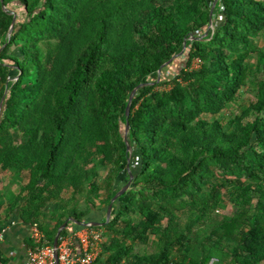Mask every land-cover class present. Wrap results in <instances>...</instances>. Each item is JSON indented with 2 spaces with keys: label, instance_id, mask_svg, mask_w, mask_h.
Wrapping results in <instances>:
<instances>
[{
  "label": "trees",
  "instance_id": "obj_1",
  "mask_svg": "<svg viewBox=\"0 0 264 264\" xmlns=\"http://www.w3.org/2000/svg\"><path fill=\"white\" fill-rule=\"evenodd\" d=\"M212 3L0 0V171L29 173L10 216L37 223L53 244L68 217L103 213L94 264H264V0ZM184 43V64L164 78ZM248 85L253 98L229 110ZM129 156L131 184L105 223ZM98 166L108 168L103 185ZM66 189L92 208L68 210ZM226 202L236 212L215 218ZM152 236L156 250H140Z\"/></svg>",
  "mask_w": 264,
  "mask_h": 264
},
{
  "label": "rangeland",
  "instance_id": "obj_2",
  "mask_svg": "<svg viewBox=\"0 0 264 264\" xmlns=\"http://www.w3.org/2000/svg\"><path fill=\"white\" fill-rule=\"evenodd\" d=\"M212 7L213 10H215V7L213 6L212 3ZM11 8H13L15 11L18 12V16L17 19H21L22 18V8H15V6H11ZM218 20H220V16L217 17ZM216 26V25H215ZM206 30H204V32L202 33V35L204 37H206L205 34ZM264 41V34L262 37H260L258 39L259 44H262ZM184 60H185V53L183 52L182 54H178L177 58L174 60V63H172L173 61H171L170 67H167L164 72H163V76L164 78L167 76H172L174 73H176L180 67L184 64ZM251 62H253V59L251 60ZM256 94V87L252 86V85H248L246 87H243L241 92H240V96L238 98V100L235 103H232L229 110L233 111V112H238L240 110V105L241 104H245L247 103L250 99L253 98V96ZM131 163H132V167L135 168L136 167V156L135 155H131ZM107 170L108 168L105 167H101L98 166L97 167V176L95 178L97 184L99 185H103V181H104V177L107 174ZM28 176L29 173L27 171H23L20 174H16L13 170H5V171H0V222H2V220H5L8 216H10V208H8V205L11 204L14 200V196L17 192H19V190L27 183L28 181ZM125 186V185H124ZM91 196V195H90ZM225 197V195H224ZM88 198V197H86ZM62 201L65 202L68 208V210L70 208H72V206H75L76 210L78 211H86L91 209V206H87L85 203L87 202V200L80 195H76L74 196L72 194V190L71 189H66L63 193H62ZM97 203V202H96ZM237 208L229 203L226 202V207L223 210H219L217 211L213 216L215 218H221V216L223 214H232L234 212H236ZM57 209L56 206H46L43 209L44 212V217H42L44 219V222L46 223V225H48V227L52 224L56 223V213ZM50 224V225H49ZM204 229L206 230H210V227H204ZM101 230L104 233V237L105 239L107 238V232L101 228ZM154 240V237H151V240L149 242L148 245L146 246H141L139 247V249L144 250L146 252H153L156 250V245L155 243H153L152 241ZM211 264V263H209ZM223 264V263H221Z\"/></svg>",
  "mask_w": 264,
  "mask_h": 264
},
{
  "label": "built area",
  "instance_id": "obj_3",
  "mask_svg": "<svg viewBox=\"0 0 264 264\" xmlns=\"http://www.w3.org/2000/svg\"><path fill=\"white\" fill-rule=\"evenodd\" d=\"M211 28H215V25L212 24ZM199 64V59L194 60V67ZM15 223V220L10 221V225ZM20 223L29 227L30 237L34 243L26 249L24 264H94L102 252L103 231L99 226L91 223L83 226L75 234L61 237L56 247L45 242L44 233L37 223L28 224L24 221ZM10 225L0 227V243L4 240L5 232ZM56 252L57 261L55 260Z\"/></svg>",
  "mask_w": 264,
  "mask_h": 264
},
{
  "label": "crops",
  "instance_id": "obj_4",
  "mask_svg": "<svg viewBox=\"0 0 264 264\" xmlns=\"http://www.w3.org/2000/svg\"><path fill=\"white\" fill-rule=\"evenodd\" d=\"M47 206H56L57 209V204L54 202H49ZM102 217H104L103 213H100L98 216V221H92L88 223H95L97 224L96 226H102ZM11 220H15L16 223L14 225H10ZM66 220H68L66 226L68 227L69 235H71L75 230V227L72 226L75 222L71 219V217H68ZM20 222H23V220H21L17 214L7 217L5 220L0 222V227L6 224L10 225L5 232L4 240L0 243V264H24L26 261V249L28 248L26 242L31 239L30 229L28 226L22 225ZM54 225L55 224L50 225L49 228L53 227ZM77 232H74V234ZM75 245L78 246V244ZM104 256H106V254H104Z\"/></svg>",
  "mask_w": 264,
  "mask_h": 264
},
{
  "label": "water",
  "instance_id": "obj_5",
  "mask_svg": "<svg viewBox=\"0 0 264 264\" xmlns=\"http://www.w3.org/2000/svg\"><path fill=\"white\" fill-rule=\"evenodd\" d=\"M215 2L216 0H214V3H213V6L215 5ZM3 9L6 10V8L3 6ZM213 10V7L211 9V11ZM212 13V12H211ZM13 23H14V20L12 21L11 23V26L9 28V32H8V37L10 36V33H11V30H12V27H13ZM211 26H212V20L210 21L209 25H208V28L206 30V33H208V30L211 29ZM204 37V36H203ZM193 37H190L189 39H192ZM2 48V47H1ZM0 48V50H1ZM186 50V43H184V46H183V49L182 51L180 52V54H182L184 51ZM172 61L169 60L168 62L165 63V65L169 64L170 62ZM161 69L162 68H159L158 69V73L160 74L161 73ZM135 91H136V88L131 92L130 96H129V100H128V103L126 105V109H125V113H126V122H125V131H124V140H125V143H126V150L127 152L129 153V155L131 154V147L127 141V133H128V129H129V124H128V120H127V117H128V114H129V106H130V103H131V100H132V97L134 96L135 94ZM3 101H4V96L1 98L0 100V110H1V107H2V104H3ZM127 169H128V172H129V180L128 182L125 184V186H123L116 194L115 196L111 199V202L109 203L108 207H107V211H106V219H105V223H107L111 217V212H112V203L113 201L120 195L122 194L124 191H126L130 184H131V180L133 178V175L131 174V171H130V156L128 157V160H127ZM76 222L77 224L81 225V226H85L87 225L88 223H85V222H80V221H74ZM68 223V220H65L57 229V232L55 234V237H54V240H53V246L56 247L57 244H58V241H59V238H60V234H61V231L66 227ZM92 225L96 226L97 224L95 223H91ZM99 225V224H98ZM102 225V224H101ZM55 260L57 261V252L55 253Z\"/></svg>",
  "mask_w": 264,
  "mask_h": 264
}]
</instances>
